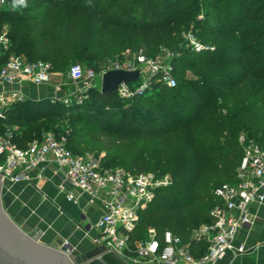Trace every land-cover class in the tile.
<instances>
[{"label":"trees","instance_id":"obj_1","mask_svg":"<svg viewBox=\"0 0 264 264\" xmlns=\"http://www.w3.org/2000/svg\"><path fill=\"white\" fill-rule=\"evenodd\" d=\"M7 2L0 33L6 30L11 50L28 61H49L56 72L74 61L99 69L125 36L146 55L168 47L181 62L176 71L194 78L176 76L175 86L157 84L131 99L95 88L70 106L48 98L15 102L0 119V132L16 125L19 147L44 132H63L73 153L95 155L103 147L98 133L143 138L153 154L134 155L124 169L168 173L172 183L140 211L131 239L145 238L151 227L186 240L192 228L209 222L214 189L236 182L238 135L264 147V0H27L17 10ZM190 26L200 49L184 48L181 31ZM115 158L104 153L102 164ZM204 250L202 242L197 252Z\"/></svg>","mask_w":264,"mask_h":264},{"label":"built area","instance_id":"obj_2","mask_svg":"<svg viewBox=\"0 0 264 264\" xmlns=\"http://www.w3.org/2000/svg\"><path fill=\"white\" fill-rule=\"evenodd\" d=\"M7 5V0H0V8ZM194 45L192 48L202 47ZM169 56L164 48L154 58L146 55L142 48H127L99 69L70 64L66 76L75 88L61 95L64 83L59 80L53 84V95L48 99L61 100L66 105L81 104L90 91L97 88L95 79L108 69H140L138 79L123 82L115 90L122 98H131L150 90L154 80L157 84L173 87L176 79L170 73V64H166ZM57 73L52 70L49 61H28L14 53L6 30L2 31L0 119H5L12 104L29 99L23 91L27 84L38 86L48 83ZM134 82H138L137 85L134 86ZM16 128L15 125L5 126L0 132L1 180L18 182L28 179L32 169H39L37 178H41L40 170L45 165H55L61 170L64 182L88 195L90 203L98 201L101 205L93 244L102 243L108 250L133 259L134 264H217L227 251H246L242 243L234 244V238L241 227L251 222L249 206L253 202H264V147L244 133L237 137L242 155L236 168V182L222 183L214 189L217 202L209 209V222L192 228L186 240L168 229L157 235L151 227L144 239L132 240L131 234L136 228L140 211L146 208L158 188L172 183L170 174L151 170L131 172L121 167L104 166V153L75 154L66 146L64 138H57L49 132L25 147H19L13 141ZM58 187L63 191V184ZM66 198L76 202L71 192H66ZM202 242L205 243V250L198 253Z\"/></svg>","mask_w":264,"mask_h":264},{"label":"crops","instance_id":"obj_3","mask_svg":"<svg viewBox=\"0 0 264 264\" xmlns=\"http://www.w3.org/2000/svg\"><path fill=\"white\" fill-rule=\"evenodd\" d=\"M27 89L24 87L23 91L27 93ZM43 89L44 94L29 99L53 95V90ZM38 172L39 169H32L28 179L18 182L3 181L1 201L5 211L23 230L40 231V242L58 247L56 241L61 240L71 244L73 252L83 251L97 233L95 223L102 212L100 203H90L88 195L64 182L55 165H45L40 170L41 178H37ZM60 184L63 191L59 190ZM66 192H71L76 202L68 200ZM249 210L251 222L241 227L234 238V244L242 243L246 251H227L217 264H264V202H253Z\"/></svg>","mask_w":264,"mask_h":264},{"label":"water","instance_id":"obj_4","mask_svg":"<svg viewBox=\"0 0 264 264\" xmlns=\"http://www.w3.org/2000/svg\"><path fill=\"white\" fill-rule=\"evenodd\" d=\"M140 69H108L102 72L99 91L112 94L123 82L138 79ZM0 176V264H134V260L108 250L102 243L73 252L68 242L57 240L58 247L39 241L40 231H25L5 211L1 201ZM251 251V250H248Z\"/></svg>","mask_w":264,"mask_h":264},{"label":"rangeland","instance_id":"obj_5","mask_svg":"<svg viewBox=\"0 0 264 264\" xmlns=\"http://www.w3.org/2000/svg\"><path fill=\"white\" fill-rule=\"evenodd\" d=\"M9 6V4L7 5ZM7 6L5 8H7ZM199 17H202V15H199ZM6 27V24H5ZM181 39L183 40V43H187V45H184V48L186 49L188 46H195V44H198L200 46H203V44L201 43V41L196 37L195 33L191 32V26L190 27H183L182 31H181ZM123 43H120L117 50H115L113 52L112 55H110L108 57L107 63L113 61V59L115 58L116 54L121 53L122 51H124L127 48H132L131 44H126V42H129L127 37L123 36V38H121L120 40ZM194 42V43H193ZM168 48V47H167ZM164 47L165 50H167L170 54V56L166 59V64H170V73L171 75H173L175 78L176 76H182V77H186V78H194L193 74L189 71V70H185L183 73L179 74L176 69H178L179 64H181V62L179 60L176 61V53L172 52L169 48L167 49ZM201 48V47H200ZM199 48V49H200ZM196 50L198 48H195ZM178 54V50L176 51ZM185 51H182V53H184ZM160 54V50L155 49V47H153L152 49H150V54H148V56L150 57H157ZM72 63H78L81 64L84 67H87L88 64L84 63V62H80V61H74V62H69L67 64V66L64 68L63 71H59L57 74L54 75V77L52 78V80L48 83L42 84V85H34V84H27L25 87L28 88L27 91V96L29 98L32 97H37L40 96L42 94H44V87L46 88L47 91H52L53 90V84L59 80H62V82L64 83L63 87L61 88V95L64 94L65 92H71L74 88H75V84H73L72 82H70V80L67 78L66 76V70L67 67L72 64ZM138 82H134V86L137 85ZM95 85L96 87L99 89L100 88V77H97L95 79ZM157 85L156 81L154 80V84H153V88H155ZM44 86V87H43ZM40 91H39V89ZM157 90V89H156ZM118 96V95H117ZM127 99V98H124ZM131 99V98H128ZM50 100V99H49ZM125 101V100H124ZM70 106V105H69ZM142 112H144V114L147 112L145 110H142ZM61 122V124L63 126H65L67 128L68 125H70V122H67V120L64 121H59V123ZM16 126V125H15ZM93 127L97 126V125H92ZM17 127V126H16ZM49 133H51L52 135H54L57 138H64L65 139V135L63 134V132H59L57 133V135L54 132L48 131ZM47 133V132H44ZM113 137L110 135H105L102 133H98V139L99 142H103V147L101 148V150L99 151L100 153H105V154H111V155H115L116 158L114 159V162L109 164V167H121V168H127L130 159L134 156L137 155L139 157V159L143 158V156L146 155H152L153 151L152 148L150 147L151 145L149 143H147L148 141L145 142V139H139V137H130V138H126V139H112ZM110 142H112V146L111 149L108 151L106 148L110 145ZM149 146H148V145ZM88 151H85L83 154L87 153ZM91 153H95V151H91ZM147 236V233H146ZM145 236V237H146ZM144 239V238H143Z\"/></svg>","mask_w":264,"mask_h":264},{"label":"clouds","instance_id":"obj_6","mask_svg":"<svg viewBox=\"0 0 264 264\" xmlns=\"http://www.w3.org/2000/svg\"><path fill=\"white\" fill-rule=\"evenodd\" d=\"M11 7L13 10L27 7V0H12Z\"/></svg>","mask_w":264,"mask_h":264}]
</instances>
